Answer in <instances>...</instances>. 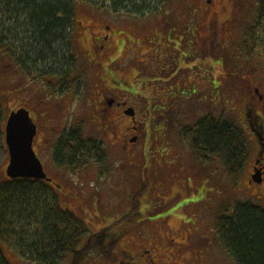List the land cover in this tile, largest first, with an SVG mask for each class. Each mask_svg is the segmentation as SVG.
I'll use <instances>...</instances> for the list:
<instances>
[{"label":"rangeland","instance_id":"obj_1","mask_svg":"<svg viewBox=\"0 0 264 264\" xmlns=\"http://www.w3.org/2000/svg\"><path fill=\"white\" fill-rule=\"evenodd\" d=\"M94 1L103 3L102 0H85L75 6L76 20L79 22L85 19L83 26L88 28L82 29L84 34L98 30L101 25L111 26L113 31L118 29V33L123 32L124 35L120 36L123 38L122 52L109 68L114 74L111 80L114 81L122 74L129 80L133 89V92L130 91L132 105L138 108L142 126L137 142L124 151L118 141V134L113 135L115 130L110 129L111 133L106 135L93 123L90 107L83 105L82 99L78 102L69 100L67 116L70 118L73 115L72 127L82 132L83 145L92 148L89 158L77 157L76 162L83 161L79 167L54 168L48 164L42 146H37L40 157L47 162L48 174L61 184L63 192L68 193V196L71 194L70 198L61 196L60 204L64 210L73 212L87 223L88 234H94L112 225L114 218L118 217L115 210L111 214L107 210L140 196L139 219H163L172 210L178 209L170 221L173 231L168 235L182 242L184 239H179L174 234L176 231H183L185 236L190 228L199 227L202 236L206 232L197 217L203 216V205L198 211L194 210L197 207L195 202L201 199L216 205L220 201L222 209L224 206L230 209L234 201L239 203L247 199L241 192L246 185L244 177L247 170L236 177V181L233 180L234 176L222 169L219 162H203L205 158L200 162L189 144L192 135L189 136L188 130L206 114L218 117L234 105L229 96L241 94L231 93L232 84H244L241 82L244 77L249 79L250 74L264 72L261 61L246 56L250 47H240L244 41L248 44L247 27L251 24L250 20H256L248 15L251 1L237 0L235 7H232L229 6V0H213L210 4L208 0H165L162 5L164 12L161 11L159 1L156 5L150 2L152 11L140 7L143 6L142 1L136 2L138 6L131 8H117L109 2L102 6ZM262 1L254 0L252 3L260 5ZM181 5L190 6L189 9L192 5H201V14L195 11L170 12L171 7ZM199 25L201 39L197 38ZM79 26V23H75L74 32ZM229 27L232 28L229 30ZM141 50L150 52V61L145 60ZM168 52H172L176 58L185 59L190 78L183 88H166ZM84 60L79 53V69L85 71L87 65ZM88 72L85 78L90 85L92 82ZM229 72L235 75L231 76ZM20 73L0 48V103L5 110L25 102V99L31 105L35 103L36 109L38 103L42 102L38 96L51 97L42 84L31 82L30 77ZM183 100L180 105L172 107L175 102ZM48 105L50 103L45 106ZM169 107H172V113H169ZM58 114L52 110L53 120L49 121V128H53V132L58 126ZM8 164V151L0 149V178H9L6 174ZM199 189L201 192H198ZM259 206L264 209V202ZM194 220V226L185 224L186 221ZM148 227L150 225L146 223L145 228ZM121 228L118 226L114 231ZM144 231L147 234L151 232L153 238L149 241L154 242V246H159L160 240L165 244L167 231L164 235L161 232L159 237L156 236L158 232H153L151 228ZM19 237L14 240L12 247L6 249L12 264H70V254L57 256L55 261L40 263L39 256L33 255L23 245L15 246L17 242L21 243ZM86 239L87 236H84L81 243ZM136 239L134 233L121 235L109 257L94 251L87 255L82 264H120L118 245L130 247V242ZM28 241L31 239L28 238ZM218 255L226 258L222 251Z\"/></svg>","mask_w":264,"mask_h":264},{"label":"flooded vegetation","instance_id":"obj_2","mask_svg":"<svg viewBox=\"0 0 264 264\" xmlns=\"http://www.w3.org/2000/svg\"><path fill=\"white\" fill-rule=\"evenodd\" d=\"M235 1L237 0H229V6L235 7ZM250 1V14L248 15H250L249 18L256 20H250L251 24L247 27V45L250 47V52L246 56L261 61L264 66V0L261 4L259 3L260 5L253 4L252 2L254 0ZM207 2L210 4L213 0H208ZM189 7L188 5L171 7L170 12L180 11L189 13V11H195L201 14V5L200 7L198 5H192L190 9ZM160 8L161 11L164 9L163 6H160ZM215 14H218V12H215ZM211 15H214V13L211 12ZM76 17L74 16L75 23H79L80 26L74 32V23L71 45H67L63 49L65 59L63 61L60 60V62H42L38 79L33 77L31 80V82L42 84L45 91L51 97L41 98L38 96V99L42 100V102L38 103L36 109L34 108L35 103L31 105L28 99H25V102L9 107V109L5 110L3 108L5 120L3 119L4 128L2 139L4 141V150H7L8 153V146L5 145V126L7 119L12 112L20 108H25L29 111L31 118L37 126L33 148L41 160L48 177L52 179L51 181L39 180V182L50 188L54 196H56L57 201H59V204L60 199L62 200L61 196L70 198L71 194L68 196V193L63 192L61 184L46 171L47 162L40 157L37 147L38 144L42 146L45 157L48 158V164L51 167L55 166L60 169L72 167V165L65 164L66 160H71L73 163L76 162L77 157L82 155L89 156L92 153L91 149H72L76 145L77 136L75 128L72 127L73 115L70 118L67 116L69 112L67 110L69 100H76L78 102V100L82 99L83 105L90 107L93 123L97 124L100 130L106 135L111 133L109 131L110 129L115 130L113 135L118 134V141L119 143L121 142L122 150L124 151L137 142L138 133L142 126L138 108L132 105L130 91L133 92V89L129 84V80L124 74L121 75L120 73L118 75H121V77L116 78L114 81L111 80L114 74L109 68L111 67V63L118 60L122 52L121 39L123 38H120V36L124 35L123 32L118 33V29L113 31V27L101 25L98 30L84 34L82 29L88 28V26H83L85 19L82 18L83 20L80 19L77 22ZM138 25L141 24L139 23ZM231 28L229 27L228 29L230 30ZM232 31H234V28ZM197 38L201 39V25L198 26ZM79 53L84 57V62L86 61L85 63L88 69L85 66V71L79 69ZM141 53L144 55L145 60L150 58V52L148 50H141ZM14 55V51H12L9 56L11 64L17 68L19 73L21 72L20 74L29 78L28 66L23 64L24 67L22 68L21 65L16 63ZM118 63L120 65L121 61ZM62 66L65 69L64 76L61 73ZM117 70L120 69L117 68ZM88 71H90V76L88 77L92 82L90 85H88L89 81L86 83L85 78L89 73ZM252 71H255V69ZM258 71L260 73V70ZM229 73L230 75L232 74L231 76L235 75L234 73ZM239 75L245 76L241 73ZM123 77H125V80ZM165 77L167 79L166 88H183L190 78L185 66V59L181 60V58H176L172 52H168ZM241 82L244 84L234 83L231 87L233 90L231 92L232 94L240 93L241 95H230L229 97L232 98L231 101L234 105L230 106L229 110H224V114L218 116V118L230 117L235 119L247 134L250 143V152L243 166V169L247 170V172H245L246 178L244 177V184L246 185L241 192L247 198L244 202L251 201L257 205H261L264 202V72L250 74L249 79L244 77ZM199 86L201 89V85ZM134 91H136V88ZM56 99L59 100L57 101ZM183 102L184 100L180 103L175 102L172 107L175 105L178 106ZM49 103L50 105L45 106ZM171 108L169 107L172 113ZM128 109H134L135 115H130L127 112ZM52 110L59 113L58 126L54 132L53 128H49V121L53 120L51 116ZM198 192H201V189ZM121 204L119 203V207L107 210L109 214L115 210L118 217L116 219L114 218L112 225L106 228L113 227L118 223L116 228L118 226L122 228L117 233L123 236L134 233L137 239L130 242V247H125V244L118 245L117 253L120 264H239L232 254L231 248L222 239L223 226L235 214L236 205L238 204L235 201L230 209L225 208L224 205L222 209L220 201L216 205H212L206 202V200L201 199L195 202L194 205L198 208L196 207L194 210L198 211L203 205L201 208L203 216L201 217L199 215L197 220L198 218V222L201 220L203 231L206 233L201 236L202 229L200 230L199 227L190 228L185 236L183 235V231L181 232L182 234L176 231L174 234H177L179 239L185 240L182 242H177L176 237L171 238L168 235L173 231L170 221L178 213V209L172 210L163 219H139L141 203L137 197L131 202H124L122 206ZM146 223H149L150 227L145 228ZM185 224L194 226L196 225V220L186 221ZM153 225L155 227L154 229H152ZM158 227L164 229L160 230ZM150 228L153 232H158L156 235L158 237L161 236V232H163V235L166 234V231L168 232L167 239L164 241L165 244H162L160 240L159 246H154V242L149 241V239L153 238L151 232L147 234L144 229L148 230ZM221 251L226 256L225 259L218 255Z\"/></svg>","mask_w":264,"mask_h":264},{"label":"trees","instance_id":"obj_3","mask_svg":"<svg viewBox=\"0 0 264 264\" xmlns=\"http://www.w3.org/2000/svg\"><path fill=\"white\" fill-rule=\"evenodd\" d=\"M82 1L85 0H0L1 50L8 56L14 51L16 63L22 68L26 64L30 78L38 79L42 62L65 59L63 49L71 45L75 6ZM102 1L94 2L102 6L109 2L117 8H131L142 1L143 6L140 7L152 11L150 2L156 5L159 1L162 6L165 0ZM245 46L248 47L244 41L240 47ZM64 71L62 66L61 73ZM3 116L4 109L0 104V149L4 150ZM188 131L189 136L192 135L189 144L200 162L204 158L203 162H219L223 170L234 176L233 180L243 173L250 143L235 119L218 118L208 113ZM76 136L77 142L72 149H92L83 145L80 130L76 131ZM79 157L89 158L88 155ZM82 163L80 160L65 162L75 167ZM226 222L222 239L231 248L238 263L264 264V209L251 201L239 202L234 216ZM117 225L88 234L87 223L73 212L64 210L50 188L39 180L0 178V264H12L6 249L13 246L19 235L21 243L19 241L15 246L23 245L33 255L39 256L40 263L55 261L57 256L70 254V264H82L87 255L94 251L109 257L121 236L114 231ZM84 236L87 239L82 244Z\"/></svg>","mask_w":264,"mask_h":264},{"label":"water","instance_id":"obj_4","mask_svg":"<svg viewBox=\"0 0 264 264\" xmlns=\"http://www.w3.org/2000/svg\"><path fill=\"white\" fill-rule=\"evenodd\" d=\"M127 112L135 115L134 109H128ZM36 133L37 126L27 109L20 108L9 115L5 126V141L10 156L6 174L10 179L52 180L33 148Z\"/></svg>","mask_w":264,"mask_h":264}]
</instances>
